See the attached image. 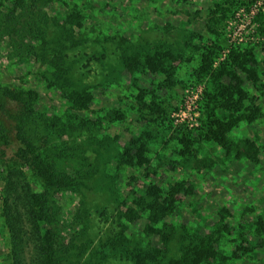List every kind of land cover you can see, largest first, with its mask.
<instances>
[{"label":"rangeland","instance_id":"obj_1","mask_svg":"<svg viewBox=\"0 0 264 264\" xmlns=\"http://www.w3.org/2000/svg\"><path fill=\"white\" fill-rule=\"evenodd\" d=\"M256 1L44 0L37 14L0 4V86L38 93L26 134L74 181L51 200L46 223L60 231L62 264H179L203 246L210 255L198 264H264V4ZM212 46L217 80L199 71ZM244 51L247 70L233 60L240 54L231 57ZM135 52L151 61L129 71L123 55ZM248 70L258 71L257 87ZM219 85L241 100L239 111L220 97L207 102ZM210 107L227 123L218 137L235 146L209 139ZM251 110L254 120L239 118ZM247 141L257 153L237 158ZM181 182L190 191L177 190ZM20 184L43 189L30 169ZM1 207L0 193L5 264ZM21 224L18 257L38 264L39 234L26 214Z\"/></svg>","mask_w":264,"mask_h":264},{"label":"trees","instance_id":"obj_2","mask_svg":"<svg viewBox=\"0 0 264 264\" xmlns=\"http://www.w3.org/2000/svg\"><path fill=\"white\" fill-rule=\"evenodd\" d=\"M3 1L11 2L12 7H20L21 9L32 8L37 14L42 10L44 0H0V4ZM227 4H224L226 6ZM229 5V4H228ZM219 5V10L214 9L213 12L218 14L224 12V9ZM230 7V6H229ZM221 10V11H220ZM207 27L210 30L214 28L212 20L207 21ZM212 26V27H211ZM209 30V29H208ZM215 32V30H213ZM215 46L214 43H212ZM213 46L209 49L203 47L204 52L202 53V59L199 66L200 73L214 76L215 69L213 68ZM210 50V51H209ZM234 54H240L234 57L233 60L237 64L241 65L242 68L247 70V56L249 51L243 53L232 52L231 57ZM125 64L129 71L136 70L142 62L151 61L150 55H142L141 52H135L134 54L123 55ZM239 60V61H238ZM249 60V58H248ZM230 60H227V63ZM225 64V63H224ZM222 64V68L224 67ZM248 80L253 86L257 87V82L260 80L258 71L248 70ZM217 80L215 77H213ZM236 78V76H235ZM214 80V82H215ZM217 88V89H216ZM230 91L224 85L215 87L214 92L210 93V97L207 96V102L218 100V98L224 99L223 106L227 109L234 106L242 108L241 100H232L230 97ZM38 93L32 89H25L21 85L8 84L6 86H0V193L2 198L1 216L3 222L6 225L10 233V254L11 261L5 264H21V260L17 253V242L22 238V222L24 215L26 214L29 221L34 226V231L39 234V259L38 264H62V260L59 258L57 246L60 244V231L53 225H46L50 219V211L53 209L52 202L54 196L62 189H69L74 185V181L69 174L61 170L56 166L54 161L49 160L48 157H44L42 152L38 150V147L26 134V120L29 119L34 113V105L37 100ZM228 96V97H226ZM231 96V95H230ZM75 103L76 97L71 94L70 97ZM85 105V102L77 103L78 107ZM237 105V107L235 106ZM259 109H257L258 112ZM239 111V110H238ZM237 111V112H238ZM253 110L249 114L242 113L239 118L248 117L249 121L254 120L255 114H252ZM215 108H209L206 112L207 124L205 132L211 137L209 139L217 140L225 148H231L229 145L233 144L230 140H221L218 134L221 132V128L227 126V123L218 121L215 118ZM243 116V117H242ZM234 145V144H233ZM235 146V145H234ZM239 149L238 155L251 156L252 153L256 154L257 150L253 143L249 141L245 142L243 147L236 146ZM242 153H241V152ZM136 155H130V161ZM26 169H30L36 178L43 184L41 191H34L30 185L26 184L25 187H21L20 177L24 174ZM177 190H181L184 186V190L190 191L192 187H186L183 183L177 184ZM53 200V201H51ZM152 218H156L159 214V210L154 206L150 205ZM259 230V229H258ZM160 232V230H158ZM200 251H195L192 255L189 252L182 255L178 262L179 264H198L197 258L201 254L210 255L209 246H203ZM165 251V250H164ZM162 249L157 248L153 250L152 255L155 258L162 256Z\"/></svg>","mask_w":264,"mask_h":264},{"label":"built area","instance_id":"obj_3","mask_svg":"<svg viewBox=\"0 0 264 264\" xmlns=\"http://www.w3.org/2000/svg\"><path fill=\"white\" fill-rule=\"evenodd\" d=\"M258 3H263L264 4V0H257L256 3L252 2L251 5L254 4V6H257ZM255 11H256V9L254 10V7L251 10H248V12L251 14V16L254 15Z\"/></svg>","mask_w":264,"mask_h":264},{"label":"crops","instance_id":"obj_4","mask_svg":"<svg viewBox=\"0 0 264 264\" xmlns=\"http://www.w3.org/2000/svg\"><path fill=\"white\" fill-rule=\"evenodd\" d=\"M220 23H221V21H220ZM204 24V26H205V28H206V24L205 23H203Z\"/></svg>","mask_w":264,"mask_h":264}]
</instances>
